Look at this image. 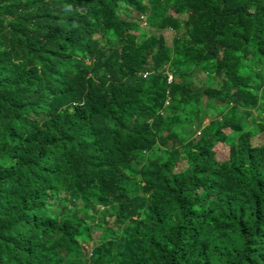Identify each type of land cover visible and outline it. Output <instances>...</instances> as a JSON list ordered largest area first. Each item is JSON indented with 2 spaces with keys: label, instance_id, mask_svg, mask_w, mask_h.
Listing matches in <instances>:
<instances>
[{
  "label": "trees",
  "instance_id": "16d2710c",
  "mask_svg": "<svg viewBox=\"0 0 264 264\" xmlns=\"http://www.w3.org/2000/svg\"><path fill=\"white\" fill-rule=\"evenodd\" d=\"M0 264H264V0H0Z\"/></svg>",
  "mask_w": 264,
  "mask_h": 264
},
{
  "label": "rangeland",
  "instance_id": "374dc122",
  "mask_svg": "<svg viewBox=\"0 0 264 264\" xmlns=\"http://www.w3.org/2000/svg\"><path fill=\"white\" fill-rule=\"evenodd\" d=\"M173 14V13H172ZM188 14H183L180 15V19L184 20ZM131 16H134V13H131ZM141 21V22H140ZM140 24H143V19L139 20ZM151 32H154L156 34H162L163 37L165 38V41L168 45H172L173 39L177 38L179 36V33H175L174 31L171 30H157V29H152ZM197 53L191 54V56H196ZM192 83H193V88L195 90L201 91L203 88L206 87V76L203 71H197L191 78ZM207 120H203L202 126L198 129L194 125H184L182 128V138L183 139H193L194 141H197L200 136H202L203 132L210 133L212 131V128L208 126ZM225 132H229V130H225ZM254 140H259L257 137L254 138ZM261 139L259 140V142ZM215 150V156L218 160H222L227 157L228 154V147L226 145H223L222 143H217L214 147Z\"/></svg>",
  "mask_w": 264,
  "mask_h": 264
},
{
  "label": "clouds",
  "instance_id": "9594fccd",
  "mask_svg": "<svg viewBox=\"0 0 264 264\" xmlns=\"http://www.w3.org/2000/svg\"><path fill=\"white\" fill-rule=\"evenodd\" d=\"M171 78V76H169Z\"/></svg>",
  "mask_w": 264,
  "mask_h": 264
},
{
  "label": "built area",
  "instance_id": "2783aa9c",
  "mask_svg": "<svg viewBox=\"0 0 264 264\" xmlns=\"http://www.w3.org/2000/svg\"><path fill=\"white\" fill-rule=\"evenodd\" d=\"M169 79H170V77H169Z\"/></svg>",
  "mask_w": 264,
  "mask_h": 264
}]
</instances>
